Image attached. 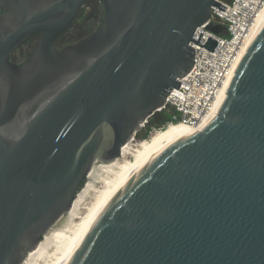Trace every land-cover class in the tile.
<instances>
[{
  "label": "water",
  "instance_id": "95a60500",
  "mask_svg": "<svg viewBox=\"0 0 264 264\" xmlns=\"http://www.w3.org/2000/svg\"><path fill=\"white\" fill-rule=\"evenodd\" d=\"M0 0V264H23L95 165L119 157L193 66L217 0ZM39 33L29 57L13 49ZM65 264H264V24L215 115L164 140L110 196Z\"/></svg>",
  "mask_w": 264,
  "mask_h": 264
},
{
  "label": "built area",
  "instance_id": "2783aa9c",
  "mask_svg": "<svg viewBox=\"0 0 264 264\" xmlns=\"http://www.w3.org/2000/svg\"><path fill=\"white\" fill-rule=\"evenodd\" d=\"M217 2L225 5V10L212 6L210 18L195 29L192 39L197 40L202 32L199 44H204L208 36L218 42L213 51H210L191 41L190 45L194 50L193 66L179 79V87L169 92L165 105L159 109L171 112L167 125L183 122L196 126L213 110L222 87L233 73L239 52L250 35L254 19L264 0ZM148 119L149 117L142 128L146 126Z\"/></svg>",
  "mask_w": 264,
  "mask_h": 264
},
{
  "label": "bare ground",
  "instance_id": "6f19581e",
  "mask_svg": "<svg viewBox=\"0 0 264 264\" xmlns=\"http://www.w3.org/2000/svg\"><path fill=\"white\" fill-rule=\"evenodd\" d=\"M263 24L264 3L254 19V24L251 28L249 37L246 39L239 52L238 59L232 70L233 73L245 51L247 50ZM233 73H231L224 86L222 87L213 110L209 114H207L198 125L192 126L183 122L169 123L167 127L157 131L148 140L140 142L137 146L132 147L131 141H128L121 150L120 155H122L123 159L121 163L119 162L120 157H117L110 162L95 165L87 178H94V182L95 180L102 179L103 183L101 186L93 188L94 190L91 191V200L88 204L86 203L87 206L85 207V210H83V214L81 215L80 220L72 221L71 216L74 214L73 211H76L78 203L84 196L83 194L87 193L88 187L91 185L90 183L87 185V187H85L83 193H80L79 198L75 199L72 205V209L68 213L66 219L63 222L59 223L44 236V240L38 244L37 248L34 251L29 253L27 259L23 264H36L37 260H39V262L42 261V264H65L74 250L77 248L91 223L104 207L110 196L114 194V192L121 186L124 180L136 168L139 160L144 155L148 154L155 147V145L164 140L171 139L192 129L196 131L201 130L208 122V120L215 115L224 98ZM127 153H129L131 159L126 158ZM58 241L59 244L54 248V253L52 252L53 254L49 256L50 253L48 251V247Z\"/></svg>",
  "mask_w": 264,
  "mask_h": 264
},
{
  "label": "rangeland",
  "instance_id": "374dc122",
  "mask_svg": "<svg viewBox=\"0 0 264 264\" xmlns=\"http://www.w3.org/2000/svg\"><path fill=\"white\" fill-rule=\"evenodd\" d=\"M91 6H92V3H90L89 5L84 6L81 9L77 19L74 22V25H73L72 29L68 33V37L72 40L71 42H76V41L80 40L81 38L85 37L86 35H88L89 33H91L92 31H94L97 28L100 20L98 22L94 23L95 21L92 19L91 22H88V21H90ZM64 44H66V42ZM165 127H167V122L166 123H162V124H157V125H151V127H148V126L143 127L140 131H138L135 134L134 139L130 140L131 141V146L132 147L137 146L140 142L148 140L157 131L164 129ZM127 154H126V158L127 159H131V156L129 155V153H127ZM119 157H120L119 162L121 163L122 160H123L122 159V155H120ZM108 176H111V175H108ZM93 180H94V178H91V179L87 178L84 181L83 185L78 190L75 199L79 198L80 193H83L85 187H87V185L89 183L91 184L88 187L87 193L83 194L84 196H83L82 200L78 203V205H77L78 208L76 207V211L75 210L73 211L74 214L71 216V220L72 221H79L80 220V217L83 214V210H85V207L87 206L86 203L88 204L89 201L91 200V195H90L91 191L94 190L93 188H97V187L101 186L102 183H103L102 179L95 180V182ZM44 238H42L41 241H43ZM58 244H59V241L56 242V243H53L52 245H50L48 247V251L50 253L49 256H51V254L54 253V250H55L54 248ZM46 260H47V258H46ZM40 263L42 264V261L39 262V260H37L36 264H40Z\"/></svg>",
  "mask_w": 264,
  "mask_h": 264
},
{
  "label": "flooded vegetation",
  "instance_id": "af4514ba",
  "mask_svg": "<svg viewBox=\"0 0 264 264\" xmlns=\"http://www.w3.org/2000/svg\"><path fill=\"white\" fill-rule=\"evenodd\" d=\"M91 12L92 11H90V15H91ZM95 13H96V15H95V20H94L95 22L94 23L98 22L103 15L102 4H101L100 8L99 7L96 8ZM74 22L72 23V26L69 30L65 31L62 35H60L58 37V39L56 41V46L58 48H62L63 46H65L67 44L73 43V42H71L72 40L68 37V33L72 29ZM38 37H39V33L32 35L29 37V39L24 44H21L19 47L13 49L10 53V60L17 63V64H20V63H23L24 61H26V59L29 57L31 51L34 48ZM65 42H66V44H64Z\"/></svg>",
  "mask_w": 264,
  "mask_h": 264
},
{
  "label": "trees",
  "instance_id": "16d2710c",
  "mask_svg": "<svg viewBox=\"0 0 264 264\" xmlns=\"http://www.w3.org/2000/svg\"><path fill=\"white\" fill-rule=\"evenodd\" d=\"M90 3H92L91 10H90L92 12L90 15V21L88 22H91L92 19L95 20V15H96L95 10L97 7L100 8L101 6V3L99 0H87L84 6L89 5ZM170 118H171V112L167 111L166 109H163L161 111L155 112L152 116H150L146 126L151 127V125L166 123L170 120Z\"/></svg>",
  "mask_w": 264,
  "mask_h": 264
}]
</instances>
